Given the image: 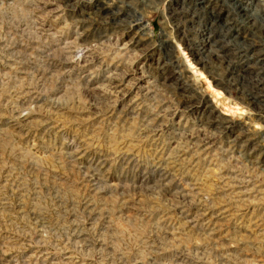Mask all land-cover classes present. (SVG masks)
Instances as JSON below:
<instances>
[{
  "label": "rangeland",
  "instance_id": "rangeland-1",
  "mask_svg": "<svg viewBox=\"0 0 264 264\" xmlns=\"http://www.w3.org/2000/svg\"><path fill=\"white\" fill-rule=\"evenodd\" d=\"M201 2L0 0V264H264V0Z\"/></svg>",
  "mask_w": 264,
  "mask_h": 264
},
{
  "label": "bare ground",
  "instance_id": "bare-ground-1",
  "mask_svg": "<svg viewBox=\"0 0 264 264\" xmlns=\"http://www.w3.org/2000/svg\"><path fill=\"white\" fill-rule=\"evenodd\" d=\"M201 4L202 9H209L208 4L204 3V0H201ZM225 2H228L229 5H232L233 10H237L239 15L244 19L245 23L248 25V29L246 31L240 32L238 29L236 30V35L233 41L235 43L236 39L238 36H242V38L244 39V43L245 44H235L233 46H235V50L237 51L238 55H240V57L243 58H247L246 53L250 50V48L253 46V44L250 43V41H253V36L259 31V29H261L262 25V21H258L252 14L249 13L247 7L244 6V4L242 3L243 0H223ZM206 11V10H205ZM210 13V17H211V22H216L217 18L216 15L214 14L213 9L211 8L209 10ZM264 17V15H263ZM224 25L223 28H226L228 24H230L229 20L230 17L229 15H227L226 17H224ZM230 21H234V19L232 18ZM229 22V23H228ZM231 28V27H230ZM209 29H211V27L209 26ZM208 35H205V39L203 41L200 42V47H198V51H199V59H198V63L201 65V68H206L207 67V62L211 63L212 65L214 63L217 64H225V66L227 67V71L231 72L232 68L230 66V64L226 62L225 59H223L222 57H220L217 53L219 48H216V41H212V35H211V31H208L207 33ZM228 34V32H225L224 35H222L223 37ZM204 38V37H203ZM227 44V43H226ZM197 46V45H196ZM231 81H235L234 78H230ZM238 80V79H237ZM230 81V83H231ZM254 88L256 87L257 90V94L255 95H250V103L255 105L257 102V98L258 96L263 95L264 97V82L262 79H256L255 82H253ZM209 88V87H208ZM253 88V87H252Z\"/></svg>",
  "mask_w": 264,
  "mask_h": 264
}]
</instances>
